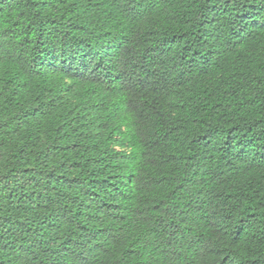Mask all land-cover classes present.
Returning <instances> with one entry per match:
<instances>
[{"label":"trees","instance_id":"16d2710c","mask_svg":"<svg viewBox=\"0 0 264 264\" xmlns=\"http://www.w3.org/2000/svg\"><path fill=\"white\" fill-rule=\"evenodd\" d=\"M0 264H264V0H0Z\"/></svg>","mask_w":264,"mask_h":264}]
</instances>
